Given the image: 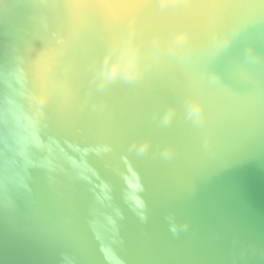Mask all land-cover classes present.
I'll return each mask as SVG.
<instances>
[{
    "label": "water",
    "instance_id": "1",
    "mask_svg": "<svg viewBox=\"0 0 264 264\" xmlns=\"http://www.w3.org/2000/svg\"><path fill=\"white\" fill-rule=\"evenodd\" d=\"M0 264H264V0H0Z\"/></svg>",
    "mask_w": 264,
    "mask_h": 264
}]
</instances>
